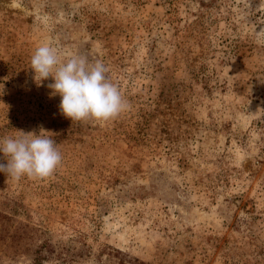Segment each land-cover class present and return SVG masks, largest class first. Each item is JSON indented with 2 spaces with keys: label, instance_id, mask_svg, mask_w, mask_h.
<instances>
[{
  "label": "rangeland",
  "instance_id": "1",
  "mask_svg": "<svg viewBox=\"0 0 264 264\" xmlns=\"http://www.w3.org/2000/svg\"><path fill=\"white\" fill-rule=\"evenodd\" d=\"M261 28L264 0H0V138L42 126L62 153L43 181L0 172V264L43 241V264H264ZM46 42L103 62L127 109L63 117L32 79Z\"/></svg>",
  "mask_w": 264,
  "mask_h": 264
},
{
  "label": "clouds",
  "instance_id": "2",
  "mask_svg": "<svg viewBox=\"0 0 264 264\" xmlns=\"http://www.w3.org/2000/svg\"><path fill=\"white\" fill-rule=\"evenodd\" d=\"M255 42L264 45V28L255 33ZM30 69L37 86L52 78L47 85L49 97L61 98L59 113L73 123L104 124L128 107L119 87L108 77V68L99 60L89 62L85 56L65 55L56 45L46 42L32 54ZM46 132L41 126L38 134L22 132L0 138V152L7 160L6 164L0 163V172L16 182L24 177L34 181L52 177L62 164V153Z\"/></svg>",
  "mask_w": 264,
  "mask_h": 264
},
{
  "label": "trees",
  "instance_id": "3",
  "mask_svg": "<svg viewBox=\"0 0 264 264\" xmlns=\"http://www.w3.org/2000/svg\"><path fill=\"white\" fill-rule=\"evenodd\" d=\"M17 227L15 226L14 229ZM19 229V227H18ZM16 230L13 232L12 236L13 238L20 239V240H26L28 239H33V233L29 234V229H26L25 227H22L20 230ZM46 241H43L42 244H38L34 246V256L32 257V262L31 264H43V260L47 258V255L44 254V249L46 248ZM118 264H145L144 262L138 260V259H132V260H124L120 259Z\"/></svg>",
  "mask_w": 264,
  "mask_h": 264
}]
</instances>
